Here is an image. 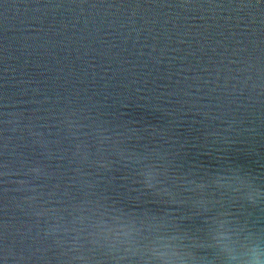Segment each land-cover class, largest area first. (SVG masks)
<instances>
[{"label":"water","instance_id":"1","mask_svg":"<svg viewBox=\"0 0 264 264\" xmlns=\"http://www.w3.org/2000/svg\"><path fill=\"white\" fill-rule=\"evenodd\" d=\"M257 190L259 0H0V264H225L204 207L245 259Z\"/></svg>","mask_w":264,"mask_h":264},{"label":"clouds","instance_id":"2","mask_svg":"<svg viewBox=\"0 0 264 264\" xmlns=\"http://www.w3.org/2000/svg\"><path fill=\"white\" fill-rule=\"evenodd\" d=\"M147 187L151 188L152 174L147 173ZM264 193L260 191L249 192L247 199L250 202L255 203ZM136 231L135 226H126L124 235L130 237L132 233ZM176 239V237H172ZM215 245L226 256L225 264H264V247L259 243L251 244L247 246L246 251L242 254L245 259H241V256L235 254V248L233 247L232 237L224 232L220 231L214 237ZM164 248L166 251H161ZM150 253V259L145 264H152V261H159V264H184V259L180 256L167 242L160 240L154 241L153 245L147 250Z\"/></svg>","mask_w":264,"mask_h":264},{"label":"snow or ice","instance_id":"3","mask_svg":"<svg viewBox=\"0 0 264 264\" xmlns=\"http://www.w3.org/2000/svg\"><path fill=\"white\" fill-rule=\"evenodd\" d=\"M259 3L264 4V0H259ZM3 167H6V165H3ZM147 182L148 181H146V183ZM262 199H264V196H262ZM197 204L203 205V202L198 201ZM194 216L199 217L201 223L204 225L203 229L200 231L202 232L203 238H205L206 240L214 241V237L220 231H224L231 236L232 229L228 227L227 222L221 219L220 215L214 214L212 209L204 207L203 211ZM262 243H264V237H262ZM208 247L212 249L216 255H224V253L220 251V249L215 245V243L209 244Z\"/></svg>","mask_w":264,"mask_h":264}]
</instances>
